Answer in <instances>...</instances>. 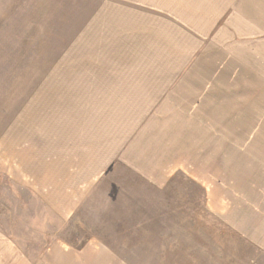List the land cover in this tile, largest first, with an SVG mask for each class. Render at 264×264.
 Here are the masks:
<instances>
[{
	"label": "rangeland",
	"instance_id": "374dc122",
	"mask_svg": "<svg viewBox=\"0 0 264 264\" xmlns=\"http://www.w3.org/2000/svg\"><path fill=\"white\" fill-rule=\"evenodd\" d=\"M69 3L0 0V264H264V22L211 100L108 117Z\"/></svg>",
	"mask_w": 264,
	"mask_h": 264
},
{
	"label": "crops",
	"instance_id": "0c3cea01",
	"mask_svg": "<svg viewBox=\"0 0 264 264\" xmlns=\"http://www.w3.org/2000/svg\"><path fill=\"white\" fill-rule=\"evenodd\" d=\"M66 11L65 49H89L66 74L71 94L121 118L211 100L212 69H231L264 22V0H70Z\"/></svg>",
	"mask_w": 264,
	"mask_h": 264
}]
</instances>
